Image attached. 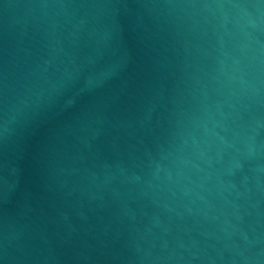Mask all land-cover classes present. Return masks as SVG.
<instances>
[{
	"label": "water",
	"instance_id": "water-1",
	"mask_svg": "<svg viewBox=\"0 0 264 264\" xmlns=\"http://www.w3.org/2000/svg\"><path fill=\"white\" fill-rule=\"evenodd\" d=\"M0 264H264V0H0Z\"/></svg>",
	"mask_w": 264,
	"mask_h": 264
}]
</instances>
